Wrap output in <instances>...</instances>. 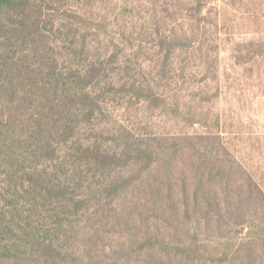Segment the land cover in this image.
<instances>
[{
    "label": "trees",
    "instance_id": "1",
    "mask_svg": "<svg viewBox=\"0 0 264 264\" xmlns=\"http://www.w3.org/2000/svg\"><path fill=\"white\" fill-rule=\"evenodd\" d=\"M109 1L0 0V264H247L198 241L264 211L215 110L211 0ZM251 72L225 85L264 89Z\"/></svg>",
    "mask_w": 264,
    "mask_h": 264
},
{
    "label": "rangeland",
    "instance_id": "2",
    "mask_svg": "<svg viewBox=\"0 0 264 264\" xmlns=\"http://www.w3.org/2000/svg\"><path fill=\"white\" fill-rule=\"evenodd\" d=\"M129 1L133 2V6L147 20L154 10L159 11V6L180 5L183 0ZM109 2L117 8L123 7V0ZM101 6L105 7L106 3ZM208 8L214 25L213 31L217 32L220 79L226 86L217 100L215 110L222 113L232 143L241 151L246 166L254 171V176L264 191V89L256 83H250L247 87L238 84L225 85L235 76L248 75L251 71L252 76L257 73L261 76L264 74V64L259 68L253 66V61L247 63L250 56L246 55L248 42L264 44V0H211ZM248 68L252 70L249 72ZM228 193L234 196L235 191L230 188ZM256 206L247 208L251 218L246 223L248 227L237 228L225 218L230 225L224 224L217 228L213 221L209 223L208 229L204 225L200 227L198 241L206 244L208 250L233 252L240 245V262L264 264V211ZM180 215L174 221L175 227L168 230H177L179 238H185L181 234L191 220L186 222ZM222 222L225 223L224 220Z\"/></svg>",
    "mask_w": 264,
    "mask_h": 264
}]
</instances>
